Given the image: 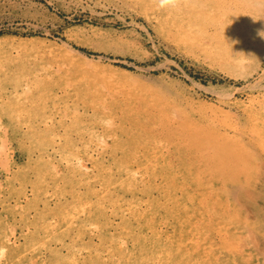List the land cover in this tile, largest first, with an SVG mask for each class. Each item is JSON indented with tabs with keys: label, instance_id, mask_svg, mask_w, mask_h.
<instances>
[{
	"label": "bare ground",
	"instance_id": "6f19581e",
	"mask_svg": "<svg viewBox=\"0 0 264 264\" xmlns=\"http://www.w3.org/2000/svg\"><path fill=\"white\" fill-rule=\"evenodd\" d=\"M136 1L165 40L232 75L245 77L264 59V0ZM43 44L0 50V69L9 70L1 79L11 85L0 92V125L8 129L26 104L46 99V117L70 119L68 146L96 138L93 161L109 165L81 182L90 189L79 195L83 212L91 214L90 181L103 179L94 214L99 219L105 201L119 204L126 239L116 259L96 254L90 264H264V93L243 118L213 110L195 119L164 89L129 81L123 70L92 69L68 47L43 53ZM79 183L70 178L59 192Z\"/></svg>",
	"mask_w": 264,
	"mask_h": 264
},
{
	"label": "rangeland",
	"instance_id": "374dc122",
	"mask_svg": "<svg viewBox=\"0 0 264 264\" xmlns=\"http://www.w3.org/2000/svg\"><path fill=\"white\" fill-rule=\"evenodd\" d=\"M141 8L136 0H0V38L15 41L0 43V50L16 54L18 43L30 39L44 42L41 52L68 47L92 69L113 75L123 70L129 81L164 89L195 119L213 110L243 118L250 103L257 106L264 93V59L251 74L232 75L204 55L165 40ZM7 72L0 69V92L11 87L1 79ZM45 104L50 106L46 99L26 104L8 129L0 125V264H90L96 254L114 260L117 248L125 249L120 205L105 201L103 214L96 218L94 191L105 183L100 178L90 181L89 217L80 197L90 190L81 182L98 176V167L103 174L109 161L95 165L93 158L100 151L96 138L68 146L63 132L70 119L62 125L58 113L46 117ZM65 178L80 183L67 186L62 194L59 187L66 184Z\"/></svg>",
	"mask_w": 264,
	"mask_h": 264
},
{
	"label": "clouds",
	"instance_id": "9594fccd",
	"mask_svg": "<svg viewBox=\"0 0 264 264\" xmlns=\"http://www.w3.org/2000/svg\"><path fill=\"white\" fill-rule=\"evenodd\" d=\"M166 2V0H162V3Z\"/></svg>",
	"mask_w": 264,
	"mask_h": 264
}]
</instances>
